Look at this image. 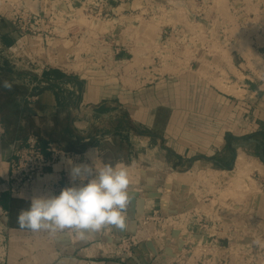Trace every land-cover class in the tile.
Here are the masks:
<instances>
[{
  "label": "crops",
  "instance_id": "0c3cea01",
  "mask_svg": "<svg viewBox=\"0 0 264 264\" xmlns=\"http://www.w3.org/2000/svg\"><path fill=\"white\" fill-rule=\"evenodd\" d=\"M17 1L35 8L36 0ZM5 2L0 3V207L6 214L0 213L5 235L0 264H264V242L245 227L242 242H218L200 223L202 216L184 227L181 220L170 221L183 214L184 189L191 188L190 200L196 201L200 169L230 170L241 154L251 158L242 149L248 142L261 150L254 160L264 173V141L253 140L264 132V68L259 29L247 33L246 15L235 12L243 6L230 0L50 2L66 21L74 12H90L97 37L48 42L43 33L31 40L21 35L14 15L4 13ZM58 43L64 44L62 52ZM72 43L88 44L90 51L77 54ZM220 80L244 96L220 90L215 86ZM5 81L11 89L3 87ZM162 111L168 112L164 118ZM29 134L42 149L55 143L77 154L72 164L92 163L86 154L94 148L97 167L131 164L138 173L130 181L126 228L92 232L85 240L69 230L51 235L20 229L18 214L34 197L71 186V165L60 160L18 195L5 190L12 150ZM117 147L123 153L114 156ZM255 208L264 218V196ZM122 237L133 239L134 254L119 258Z\"/></svg>",
  "mask_w": 264,
  "mask_h": 264
},
{
  "label": "rangeland",
  "instance_id": "374dc122",
  "mask_svg": "<svg viewBox=\"0 0 264 264\" xmlns=\"http://www.w3.org/2000/svg\"><path fill=\"white\" fill-rule=\"evenodd\" d=\"M1 1H6L5 3H8L7 8L9 9L4 10V13L6 15H15L16 10H25L26 12H34L35 14L39 15V18L42 21V24L40 25L41 31L34 35L31 34L29 37L27 36V40L34 39L35 37L40 38V36L38 35H41L42 33L46 36V38H49L48 42L52 41L53 39L62 40V38L68 37V35H74V37L77 38L97 37L92 32V24L97 21L93 16H89L91 15L90 12H87L88 14L85 11H82L81 13L76 12V14L74 12V14L67 18L66 21L65 18L61 15V12L57 14L56 10H53L54 6L51 5V3L53 2L54 5H58L62 2V0H36L35 8L34 6H31V8H29L23 5L21 1L17 0H0V3ZM230 3H237L238 5L243 6V8H241L240 10L237 9L238 11L236 10L235 12H242L246 15L247 33H250L251 31H258L259 29L257 33V45H259L260 47V53L262 55L261 65L264 68V0H230ZM36 4L39 5L37 8ZM51 13H53V15ZM92 13L94 15L96 14L94 12ZM83 31L86 34L83 33ZM58 45L59 47L56 48V50L58 49L60 52H62V46L64 47V44L58 43ZM72 45L73 47L76 46L73 51H76L77 54L80 51H90V47L88 44L80 45L78 43H72ZM47 48H49L50 51L49 44L44 46V50L47 51ZM215 86L226 93L235 95L239 99L242 98L245 94V92L235 89L234 87H226V85H224L221 80L216 82ZM206 109L208 108H205V112ZM167 115L168 112L166 111H162L160 114L161 118H164ZM253 140L259 142L260 140L264 141V138L258 136L257 139L253 138ZM242 149L251 158L246 159L244 155L241 154L239 157H237L236 162L239 158H241L245 162L244 165L246 166V168H248L249 165H253V163H257L261 168L255 169L250 172L246 170L243 174H237L235 162V164H231L230 170H227L226 172H221L216 168H209L204 170L200 169V176L198 175L199 184L197 193H193L196 197V201L190 200L191 188L190 190L184 189V196L180 198L179 202L184 207V210L182 211L183 214L181 217L178 214L174 215L170 219L172 224L173 222H179L181 220L180 222L182 225H180V227H184L185 223L190 221V218L202 216L200 223L202 225H206L207 228L211 229V232H215L214 238L218 239V242H242V238H240L241 235L239 236V234L242 233L239 232H241V229L244 227L246 232L252 233V236L253 234L259 235L256 241L264 242V218H261L260 214L258 215L254 212L256 209L255 206H258L260 204L264 196V173L262 171V165L258 161L254 160L257 159L254 156V153L258 154V152H260L261 150L256 149L255 146H253L252 142H248L247 144H245ZM122 153V147L114 148V156H119ZM110 157L111 156L109 154L106 155L105 160H108ZM125 166H127L129 170L130 181L137 178L136 169L131 166V164H126ZM179 171L183 172L186 170L181 169ZM203 171L204 173H202ZM174 181H176V179ZM181 182L183 184H187L188 180L184 179V181L181 180ZM186 184L182 186V190H180L181 192H183V187H185ZM173 185H175V182H173ZM172 192L177 191L175 190ZM174 197V194H172V196L170 195L171 199H173ZM182 198H184V202L182 201ZM169 202L173 203V200H168V203ZM195 204H197L198 206L196 207V209H194ZM189 206L192 208H189ZM203 212L207 214V216L202 215ZM203 230H205L203 231V234L205 236L208 229L206 230L205 228H203ZM244 236L246 237V235ZM253 242H255V240H253ZM123 248H121L120 250L119 258H124V256L127 254H134L133 251H129L128 249L126 250L125 246ZM193 252L195 254L199 253L201 255L207 254V251L203 250H194ZM262 253H264V251Z\"/></svg>",
  "mask_w": 264,
  "mask_h": 264
},
{
  "label": "clouds",
  "instance_id": "9594fccd",
  "mask_svg": "<svg viewBox=\"0 0 264 264\" xmlns=\"http://www.w3.org/2000/svg\"><path fill=\"white\" fill-rule=\"evenodd\" d=\"M3 87L11 89L10 82ZM92 163L72 164L68 171L70 185L58 195L34 197L27 210L17 217L20 229L46 231L51 235L69 230L85 240L89 233L124 230L131 203L130 174L127 166L104 163L96 166L97 149L86 154Z\"/></svg>",
  "mask_w": 264,
  "mask_h": 264
},
{
  "label": "built area",
  "instance_id": "2783aa9c",
  "mask_svg": "<svg viewBox=\"0 0 264 264\" xmlns=\"http://www.w3.org/2000/svg\"><path fill=\"white\" fill-rule=\"evenodd\" d=\"M41 19L38 14L16 10L12 24L24 37L37 34L41 31ZM46 33V31H45ZM49 33V32H48ZM77 154L65 151L55 143H48L45 149L39 144V139L34 134H29L26 139L14 146L9 159V173L4 181L5 190L15 196L21 193L34 180L45 176L47 170L60 160H75ZM1 215L6 212L0 207ZM5 235L0 225V246ZM120 248L133 250L134 241L129 237H122L119 241ZM124 249V248H123Z\"/></svg>",
  "mask_w": 264,
  "mask_h": 264
},
{
  "label": "bare ground",
  "instance_id": "6f19581e",
  "mask_svg": "<svg viewBox=\"0 0 264 264\" xmlns=\"http://www.w3.org/2000/svg\"><path fill=\"white\" fill-rule=\"evenodd\" d=\"M244 161L239 158L236 162V173L237 174H243L246 170L247 171H253L255 169H260V165H258L257 163H253V165H249L248 168H246V166L244 165Z\"/></svg>",
  "mask_w": 264,
  "mask_h": 264
},
{
  "label": "trees",
  "instance_id": "16d2710c",
  "mask_svg": "<svg viewBox=\"0 0 264 264\" xmlns=\"http://www.w3.org/2000/svg\"><path fill=\"white\" fill-rule=\"evenodd\" d=\"M263 138H264V132L260 134ZM233 140L232 137H228V145L230 144V142ZM228 165V164H227ZM3 206V205H2Z\"/></svg>",
  "mask_w": 264,
  "mask_h": 264
}]
</instances>
